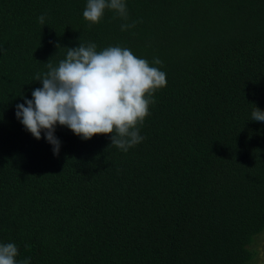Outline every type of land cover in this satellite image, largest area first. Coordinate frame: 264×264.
Returning a JSON list of instances; mask_svg holds the SVG:
<instances>
[{"label":"trees","instance_id":"1","mask_svg":"<svg viewBox=\"0 0 264 264\" xmlns=\"http://www.w3.org/2000/svg\"><path fill=\"white\" fill-rule=\"evenodd\" d=\"M0 0V244L17 264H254L264 235V0ZM45 16L41 25L38 17ZM135 27L121 31V24ZM162 61L167 84L124 152L57 125V155L16 118L66 49Z\"/></svg>","mask_w":264,"mask_h":264},{"label":"clouds","instance_id":"2","mask_svg":"<svg viewBox=\"0 0 264 264\" xmlns=\"http://www.w3.org/2000/svg\"><path fill=\"white\" fill-rule=\"evenodd\" d=\"M105 10L114 11L127 21L125 0H87L83 18L98 24ZM43 25L45 16L38 17ZM135 27L121 24V31ZM159 58L152 64L120 46L97 51L94 43L66 49V57L58 66L48 62V71L35 80L42 87L32 92V99L16 106L15 116L33 138L41 132L57 155L60 141L54 136L57 125L67 127L82 140L97 135H110V145L127 152L144 140L140 126L150 115L154 93L167 84L166 73L160 70ZM251 120L264 122V111L254 107ZM17 246L0 244V264H17ZM30 264V258L21 262Z\"/></svg>","mask_w":264,"mask_h":264},{"label":"rangeland","instance_id":"3","mask_svg":"<svg viewBox=\"0 0 264 264\" xmlns=\"http://www.w3.org/2000/svg\"><path fill=\"white\" fill-rule=\"evenodd\" d=\"M257 252H258V256L254 264H264V235L261 237L259 241Z\"/></svg>","mask_w":264,"mask_h":264}]
</instances>
